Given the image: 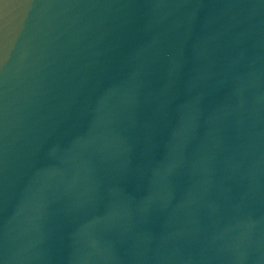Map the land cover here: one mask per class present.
Wrapping results in <instances>:
<instances>
[{"label": "clouds", "instance_id": "1", "mask_svg": "<svg viewBox=\"0 0 264 264\" xmlns=\"http://www.w3.org/2000/svg\"><path fill=\"white\" fill-rule=\"evenodd\" d=\"M0 264H264V0H0Z\"/></svg>", "mask_w": 264, "mask_h": 264}, {"label": "water", "instance_id": "2", "mask_svg": "<svg viewBox=\"0 0 264 264\" xmlns=\"http://www.w3.org/2000/svg\"><path fill=\"white\" fill-rule=\"evenodd\" d=\"M203 22V19L198 20L196 22L197 26ZM194 41H190L188 44L183 47L177 45L176 54L177 56L182 58V66L177 69V74L175 77V82L172 84L174 91L173 99L169 106V119L167 126L164 131L165 137L169 131L173 128L180 127V119L178 114L179 105L183 103L186 99V92L189 82L191 81L194 75V64H193V56H194ZM168 83V78L166 76L161 77V79L155 85L157 88L162 89ZM226 88V86H225ZM218 100V94L210 92L206 95L202 101L203 108L205 110V114L210 112ZM151 115L150 111H145L142 114V119L147 120ZM203 129H201V132ZM154 158L155 160H162L164 158L163 147L161 146L159 149L154 148V142L151 138L141 137L139 143L135 149V154L133 155L128 167L130 169L127 182L126 189L128 192L137 197V199L148 195L146 190V185H144L140 179V175L138 172V166H141L145 159ZM144 227L146 229L156 230L160 227V219L158 217H153L145 222Z\"/></svg>", "mask_w": 264, "mask_h": 264}]
</instances>
